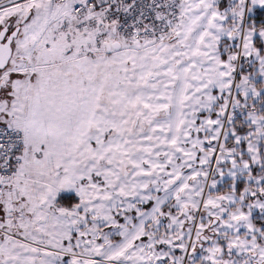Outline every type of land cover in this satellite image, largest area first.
<instances>
[{"label": "snow or ice", "instance_id": "6c2138e0", "mask_svg": "<svg viewBox=\"0 0 264 264\" xmlns=\"http://www.w3.org/2000/svg\"><path fill=\"white\" fill-rule=\"evenodd\" d=\"M0 264H264V0H0Z\"/></svg>", "mask_w": 264, "mask_h": 264}]
</instances>
